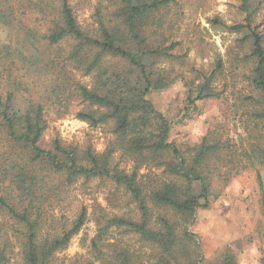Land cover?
Segmentation results:
<instances>
[{
    "label": "trees",
    "instance_id": "16d2710c",
    "mask_svg": "<svg viewBox=\"0 0 264 264\" xmlns=\"http://www.w3.org/2000/svg\"><path fill=\"white\" fill-rule=\"evenodd\" d=\"M74 1L0 0V27L10 35L0 42V264H10L16 248L21 264H56V254L91 220L85 205L73 218L63 210L72 192L94 181L108 188L110 208L96 205L92 256L81 264H205L192 225L215 194V179L264 166V32L253 24L262 2L241 0L246 23L228 26L247 29L241 42H251V53L233 59L250 61L251 94L226 100L225 121L197 143L179 144L172 120L148 94L179 80L187 105L197 106L235 88L226 79L237 83L238 63L219 58L210 70L193 69L191 78L163 66L181 57L173 29L188 0H96L92 29L80 25ZM28 13L48 28L28 25ZM209 22L224 24L218 16ZM10 58L28 64V74L51 78L39 98L19 103L18 86L6 84L2 60ZM75 103L82 106L77 118L110 133L103 151L90 140H45L48 109L64 116ZM232 117L243 128L239 147L225 131ZM218 264H239L237 253L227 247Z\"/></svg>",
    "mask_w": 264,
    "mask_h": 264
},
{
    "label": "rangeland",
    "instance_id": "374dc122",
    "mask_svg": "<svg viewBox=\"0 0 264 264\" xmlns=\"http://www.w3.org/2000/svg\"><path fill=\"white\" fill-rule=\"evenodd\" d=\"M255 1L257 4L262 3H259L253 24H259V30L264 32V0ZM74 3L80 25L84 29L94 28L97 25L95 22L97 1L75 0ZM240 6L241 0H188L185 13L180 16L173 29L176 38L181 40L179 50H177L181 57L163 63L165 68H171L191 78L194 76L193 69L210 70L215 61L221 58L225 65H228L229 60L236 61L240 73H238L237 83L232 79L234 83L226 79L235 87L224 92L229 94V98L225 94L223 96L222 93L221 97L198 102L197 106L187 105L186 88L179 80L148 94V98L154 102L156 107L172 120L171 138L179 144L197 143L209 130L225 121L226 113L230 111L226 100L230 99L231 104L232 99L245 98L252 92L245 79V73L250 72V61L244 60L239 63L233 59L235 52L240 51L239 58L251 53V42L249 40L241 42L247 34V29L234 32L228 28L238 23H246V13L241 10ZM174 11L172 9L171 12ZM215 16L220 17L224 24L209 22V18ZM23 18L28 25L42 32L48 28L49 22L37 13H28ZM8 32L6 28L0 27V42L10 37ZM69 45V42H63L60 47L68 50ZM2 61L7 64L6 69L10 72L6 84L12 85L13 88L18 86L16 95L19 103L24 102L30 96L39 98L45 82L51 81L48 77L38 78V75L26 73L24 68H31L19 58ZM75 76L84 80L77 73ZM218 83L220 79L216 83L220 88ZM80 108L82 106L75 103L71 106L70 112L64 116L58 115L53 107L49 108L47 111L49 125L45 132V140L49 142L59 137L75 145H82L90 140L98 151H103L111 136L110 133L102 127L91 126L86 121L77 118L76 112ZM226 124L229 125L225 131L234 138L232 142L239 147L242 125L234 122L233 117ZM241 159L247 163L246 157ZM257 170L261 172V179L258 178ZM96 183V181L91 182L87 187H80L72 192L67 208L63 210L70 218H73L80 205H85L88 207L91 220L72 238L65 249L56 254V264H81L83 260L92 256L89 246L97 233V225L93 222L97 212L96 205L100 204L105 208H110L107 200L108 188L98 189ZM214 189L215 194L210 198L208 206L198 209L192 225V231L200 239L205 264H218L227 247H231L237 253L239 264H261L264 247V166L251 167L247 172L232 177L229 181L217 178L214 181ZM126 239L129 240V237L126 236ZM129 242H135L136 246L140 245L135 238ZM17 252L16 248L10 264H21Z\"/></svg>",
    "mask_w": 264,
    "mask_h": 264
}]
</instances>
